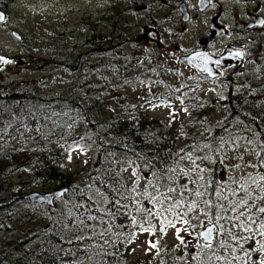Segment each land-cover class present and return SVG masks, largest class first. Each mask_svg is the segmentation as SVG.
<instances>
[{"label": "rangeland", "instance_id": "obj_1", "mask_svg": "<svg viewBox=\"0 0 264 264\" xmlns=\"http://www.w3.org/2000/svg\"><path fill=\"white\" fill-rule=\"evenodd\" d=\"M160 4V0H0V9L7 15L0 23V54L20 58L0 67V93L8 97L32 91L43 99H56L73 97L90 85L92 102L100 99L106 104L105 116L135 108L148 124L172 131L177 150L186 146L188 139L208 134L209 148L214 147L213 153L220 155L221 162L207 156L203 167L196 158H204L209 150L206 147L199 156L192 155L199 165L195 171L187 155L180 152L184 157L180 159L178 151L171 157V151L164 155L158 166L164 173L176 169L182 184L191 189H185L191 200L196 198L195 191L206 185V176L210 184L214 179L223 181L222 186L227 185L231 194L248 174L258 177L264 172L249 166L264 155V44L251 48L252 58L245 67L220 70V77L211 78L183 60L184 55L202 48V21L199 32L189 25L183 34L179 28L167 32L170 29L162 27L161 37L155 32H148L147 40L142 37V28L154 23L152 15L159 18L164 8ZM243 9L241 5L242 16ZM180 96L183 104L177 98ZM161 101L170 102L171 108L151 107ZM172 110L176 112L174 119L169 116ZM221 128L224 130L218 139L214 136ZM206 169L215 171L205 176ZM60 171L85 182L90 173V150H70L60 163ZM123 175L129 183L136 182L133 166L126 167ZM189 177L195 183H188ZM14 179L29 182L27 172L16 173ZM53 187H28L25 200L16 204L7 195L0 198V220L4 219L0 222V256L19 241H27L48 220L47 203L27 199L28 193L49 192ZM66 203L64 197L56 207ZM153 223L158 230L160 221L153 219ZM186 237L193 250L197 241ZM150 239L155 238L148 233L137 235L128 248L129 264H156L152 259L155 252L146 251ZM161 240L169 249L178 243L172 228ZM245 247H252V243H245Z\"/></svg>", "mask_w": 264, "mask_h": 264}, {"label": "trees", "instance_id": "obj_2", "mask_svg": "<svg viewBox=\"0 0 264 264\" xmlns=\"http://www.w3.org/2000/svg\"><path fill=\"white\" fill-rule=\"evenodd\" d=\"M90 87L85 86L73 97L62 95L56 99H43L32 91L8 97L0 93V198L3 200L7 195L16 204L25 200L24 191L28 187L42 188L54 184L53 190L68 188L67 203L60 207H44L48 220L40 229H35L27 241H19L6 250L0 256V264H129L128 248L137 236L131 243H126V234L130 231L140 233L138 228L131 227L130 217L137 215V219L141 218L136 214L135 206L129 205L132 197L140 200L144 208H152L143 196L145 189L151 193V184H155L159 189L155 195L159 196L164 192L163 185L171 184L184 193L186 201H191L181 178L176 173H164L158 166L170 151L169 157L175 151L181 152V147L176 149L177 138L172 131L165 126L155 128L152 123L148 124L135 108L115 110L105 116L106 104H101L100 99L92 102L94 93ZM223 130L221 128L214 137L219 139ZM187 141L182 148L184 155L191 152L197 157L202 148L210 146L208 134ZM88 149L90 173L87 180L77 182L64 176L60 163L66 154L70 150ZM213 151L214 147L209 148L203 162L196 158L203 167L206 168L207 156L221 162L220 155ZM129 165L137 171L133 184L123 175ZM214 171L206 169L204 174H213ZM18 172H27L29 182L14 179ZM206 178V185L199 190L205 195L194 198L201 208L206 199L213 200L214 204L226 203L214 195V189L229 199H238V196L234 198L229 194L227 185L222 186L223 181L214 179L210 184L208 176ZM134 187L135 193L132 191ZM252 189L256 195H264L255 186ZM116 200L129 206L118 207L114 203ZM102 232L104 236H101ZM182 233L187 239L186 233ZM109 236L113 239L104 245V239ZM164 243L160 240L159 255L154 251L152 259L156 264H210L208 257L212 250H204L199 260H193L197 249L191 250L190 244L186 248L169 249ZM216 254L229 255L223 250H216ZM235 255H242L241 250L237 249ZM258 255L253 253V260ZM215 264L223 262L215 261Z\"/></svg>", "mask_w": 264, "mask_h": 264}, {"label": "snow or ice", "instance_id": "obj_3", "mask_svg": "<svg viewBox=\"0 0 264 264\" xmlns=\"http://www.w3.org/2000/svg\"><path fill=\"white\" fill-rule=\"evenodd\" d=\"M203 2V0H202ZM211 0H209V3ZM5 20L3 13H0V22ZM264 24V21H261ZM234 56H241L240 52L233 53ZM196 60H201L203 62V67H200L202 72L208 73V75H214L212 70L208 67L210 62V57L207 53L197 52L194 56L189 58V62H195ZM0 63L8 64L12 61L0 57ZM216 65H220L221 61H214ZM175 91L179 92L180 89L177 88ZM180 103L183 104V96L177 97ZM169 107L171 108L170 102L161 101L160 104H151V107ZM135 107V105H133ZM185 113L188 112L187 108L182 109ZM176 115L175 110L170 111L169 116L174 119ZM251 144V141H248ZM181 152L184 150L181 149ZM179 156V153H177ZM187 158L193 165L192 171L199 168L196 160L192 159V153H186ZM71 157L69 156V159ZM180 159H184L183 156H179ZM201 159L203 162L204 158ZM242 159V157H241ZM86 162V161H85ZM131 163V162H130ZM249 166L257 169L264 170V155H261L256 164L249 162ZM237 168L240 167L239 164L236 165ZM27 171V169H25ZM175 173L176 169H170ZM181 171H184L183 169ZM204 171V169H200ZM186 176L189 175L188 172H184ZM133 175L136 172L133 171ZM203 179V177H200ZM188 183H195L189 177ZM255 186L259 189L261 193H264V172H262L258 178L253 177L248 174L243 182L238 185L237 190L232 191L231 195L237 197L238 199H229L227 195L222 194L218 190H213L214 195L220 200L226 201V203H213V200L206 199L203 200V208H201L200 203L197 199H192L191 201H186L184 199V193L179 190V188L171 185L165 184L164 192L160 193L159 196L155 193L159 192L157 185L151 184L152 192H148L145 189L143 196L147 198L148 202L153 206L152 208H144L140 200H136L135 196L129 201V205L135 206L136 214L141 216L137 219V215H132L131 227L138 228L140 233H148L155 239H150L147 241L148 248L147 252L155 251L157 255L160 254L161 245L160 240L167 235L168 228L175 230V238L178 243L175 247H187L190 240H187L185 236L181 235V232L186 233L187 236L195 239L197 243L193 245L197 252L193 254V260L200 259V253L204 250H212L211 256L208 257L210 264H215V261H222L223 264H264V195L253 196L250 188ZM187 191V185H185ZM132 191L135 193L136 188L134 187ZM242 193V195H241ZM62 195V194H61ZM205 195L204 192L199 190L195 191L194 196L196 198H201ZM163 197L161 199L160 197ZM164 201H169V203H164ZM260 201L261 203H257ZM118 207L127 208L129 205H123L119 200L114 202ZM109 215L112 216L111 211ZM153 217L159 219L160 226L157 230V226L153 223ZM203 217V219H201ZM89 219L95 220L96 217H89ZM196 221V223H193ZM83 223V221H81ZM181 227H177V225ZM147 225V226H145ZM111 227V226H110ZM203 229V230H201ZM159 232V235H158ZM236 232L237 235L232 233ZM105 233H101L104 236ZM126 243H131L137 236L136 232H129L126 234ZM113 238L109 236L104 239V245H107ZM203 241L204 243H200ZM215 241V243H214ZM251 242L252 247H245V243ZM237 249H240L242 255H235ZM216 250H223L228 252V256L217 255ZM134 251V249H133ZM253 253H259L255 260H253Z\"/></svg>", "mask_w": 264, "mask_h": 264}, {"label": "flooded vegetation", "instance_id": "obj_4", "mask_svg": "<svg viewBox=\"0 0 264 264\" xmlns=\"http://www.w3.org/2000/svg\"><path fill=\"white\" fill-rule=\"evenodd\" d=\"M160 3L164 8L159 18L152 15L154 23L151 21L149 28H142V37L147 40L148 32L161 37L162 27L170 29L167 32L179 28L183 34L189 30V25L199 32L202 21L205 33L201 35L200 44L204 49L199 46L189 53H207L215 61L228 54L227 66L215 64L213 67L218 77L222 75L220 70L245 67L252 58L251 48L264 44V24L261 23L264 21V0H211L210 3L209 0H160ZM241 5H244V16L240 13ZM223 40L227 41L224 45L221 44ZM235 52L242 55L234 56Z\"/></svg>", "mask_w": 264, "mask_h": 264}, {"label": "water", "instance_id": "obj_5", "mask_svg": "<svg viewBox=\"0 0 264 264\" xmlns=\"http://www.w3.org/2000/svg\"><path fill=\"white\" fill-rule=\"evenodd\" d=\"M0 13H3L4 16H5V12H3L2 10H0ZM4 21H2V22H4ZM2 22H0V23H2ZM15 35L18 36L17 33ZM201 53H203V52H201ZM195 54L196 53H193V54H190V55L188 54V55H186V56L183 57V60L189 62V58L192 57V56H194ZM227 56H229V55L228 54H225L223 57L219 58V60L221 61V64H220L221 66H224L225 67V66L228 65V63L225 62L228 59ZM0 57H4L5 59L12 61V63H14L16 60L19 59L17 57L11 58V57L5 56V55H0ZM209 57H210V62L208 63V67L214 73V68L213 67H214V64H215L214 63L215 59H212L211 56H209ZM192 63L195 64V65H199L200 67H203V62L201 60H196L195 62H192ZM8 64H11V63H8ZM3 65L4 64L0 63V67L3 66ZM200 67H198L199 70H200ZM202 73L208 75V73H205V72H202ZM209 76L215 77L216 74L209 75ZM66 191H67V189H64V190H56V191H52V192H49V193L33 192V193L28 194L26 196V198L29 199V200H31V201H34V202H39L40 204H42V203L45 202V203H47L49 205H54V200L56 198L62 197Z\"/></svg>", "mask_w": 264, "mask_h": 264}, {"label": "bare ground", "instance_id": "obj_6", "mask_svg": "<svg viewBox=\"0 0 264 264\" xmlns=\"http://www.w3.org/2000/svg\"><path fill=\"white\" fill-rule=\"evenodd\" d=\"M209 163V162H208ZM127 170V169H126ZM47 212V211H46ZM48 214V213H47Z\"/></svg>", "mask_w": 264, "mask_h": 264}]
</instances>
